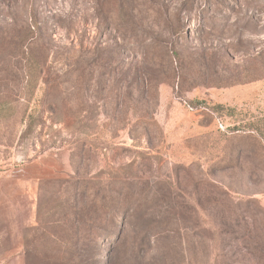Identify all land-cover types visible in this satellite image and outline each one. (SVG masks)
Instances as JSON below:
<instances>
[{"label": "rangeland", "instance_id": "1", "mask_svg": "<svg viewBox=\"0 0 264 264\" xmlns=\"http://www.w3.org/2000/svg\"><path fill=\"white\" fill-rule=\"evenodd\" d=\"M25 247L264 264V0H0V264Z\"/></svg>", "mask_w": 264, "mask_h": 264}, {"label": "trees", "instance_id": "2", "mask_svg": "<svg viewBox=\"0 0 264 264\" xmlns=\"http://www.w3.org/2000/svg\"><path fill=\"white\" fill-rule=\"evenodd\" d=\"M27 65H25L26 67L24 68L23 71V76L24 79L27 83H29V87L32 88L34 86V84H36L37 82V74L34 71V68L30 62V60H28V62L26 63ZM34 71V72H33ZM25 252V262L24 264H39L36 261H34L32 258L33 256H36L38 253V248L37 247H25L24 249ZM57 259V257H56ZM62 264V263H61Z\"/></svg>", "mask_w": 264, "mask_h": 264}]
</instances>
